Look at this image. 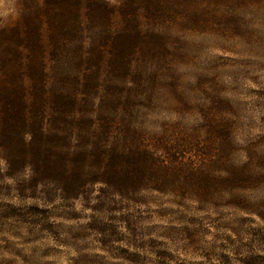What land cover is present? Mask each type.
I'll return each mask as SVG.
<instances>
[{"label": "rangeland", "instance_id": "rangeland-1", "mask_svg": "<svg viewBox=\"0 0 264 264\" xmlns=\"http://www.w3.org/2000/svg\"><path fill=\"white\" fill-rule=\"evenodd\" d=\"M21 1L0 0V27ZM105 1L132 6L129 70L107 54L64 86L147 170L75 199L0 174V264H264V0Z\"/></svg>", "mask_w": 264, "mask_h": 264}, {"label": "trees", "instance_id": "trees-1", "mask_svg": "<svg viewBox=\"0 0 264 264\" xmlns=\"http://www.w3.org/2000/svg\"><path fill=\"white\" fill-rule=\"evenodd\" d=\"M131 9L105 0H22L19 18L0 27V174L23 191L75 199L106 182L119 192L123 175L147 170L152 155L109 144L107 111L64 86L75 73L104 71L107 54L109 72L129 70L138 38ZM116 12L131 19L113 31Z\"/></svg>", "mask_w": 264, "mask_h": 264}]
</instances>
